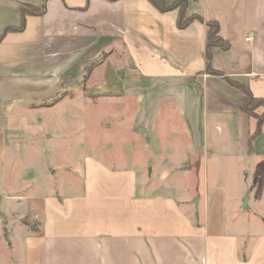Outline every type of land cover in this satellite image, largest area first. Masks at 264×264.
I'll list each match as a JSON object with an SVG mask.
<instances>
[{"label": "crops", "instance_id": "0c3cea01", "mask_svg": "<svg viewBox=\"0 0 264 264\" xmlns=\"http://www.w3.org/2000/svg\"><path fill=\"white\" fill-rule=\"evenodd\" d=\"M43 2V14L27 15L22 30L0 40V173L8 90L20 94L26 80L79 78L86 62L108 46V56L90 74L97 80L85 90L133 98L143 131L154 125L162 105H175L192 157L207 153L211 118L220 127L246 117L250 139L256 120L241 110L243 94L224 77L264 98V0H187L185 16L201 20L184 27L177 25L178 9L159 11L148 0H0V34L20 24L25 4ZM208 20L218 22L229 43L211 49V65L222 76L205 72ZM116 44L124 65L116 62ZM137 173L91 159L80 197L0 196V264H264V228L247 231L229 214L238 200L205 199L203 192L192 205L182 204L171 195L143 192ZM6 213L31 214L35 229L12 217L8 222Z\"/></svg>", "mask_w": 264, "mask_h": 264}, {"label": "rangeland", "instance_id": "374dc122", "mask_svg": "<svg viewBox=\"0 0 264 264\" xmlns=\"http://www.w3.org/2000/svg\"><path fill=\"white\" fill-rule=\"evenodd\" d=\"M114 48L116 62L126 64L120 47ZM109 49L102 53L108 56ZM100 57L91 60L99 63ZM95 79L83 81L82 75L66 74L54 81H23L20 94L8 90L1 197L22 196L28 201L56 193L62 199L80 197L86 167L93 159L115 171L135 170L138 186L146 188L143 192L171 195L182 204H191L203 192L205 199L211 194L218 200L223 195L236 199L239 207H230L229 214L239 217L247 231L264 228V129L250 147L246 117L236 125L223 121L220 127L211 118L204 138L207 153L195 158L189 154L175 105H162L154 125L143 131L135 100L91 95L85 85ZM263 111L264 106L255 108L264 118ZM193 208L200 211L199 205ZM17 214L3 216L8 222L12 217L19 224L31 223L35 229L31 214L21 213V218Z\"/></svg>", "mask_w": 264, "mask_h": 264}, {"label": "trees", "instance_id": "16d2710c", "mask_svg": "<svg viewBox=\"0 0 264 264\" xmlns=\"http://www.w3.org/2000/svg\"><path fill=\"white\" fill-rule=\"evenodd\" d=\"M155 8L159 11H168L172 9H178L179 16L177 19V25L179 27H184L188 22L195 18H199L197 15L185 16V7L187 4V0H174L167 2L166 0H148ZM45 11V2H43L40 6L25 4L21 9V22L17 27H6L2 33L0 34V40L3 35L10 30H22L24 27L25 17L27 15H41ZM201 20V19H200ZM207 34H206V44L204 50L205 56V72L207 74L222 76V73L216 69H214L211 65V49L213 47H220L221 49H226L229 46V43L220 37L219 35V26L218 22L215 20L205 21ZM101 57L98 59L99 63L96 61L90 60L86 62L82 79L86 81L94 67L101 64L107 57L102 52L100 53ZM98 64V65H97ZM227 82L233 87L237 88L242 94L240 108L241 110L249 117H252L256 120V128L251 134L248 144H251V140L254 139L257 135L261 133V126L264 124V118L259 116L255 112V108L258 106H264V98L255 96L251 93L248 86L242 82H239L235 79H231L229 77H224ZM191 80V79H190ZM192 81V80H191ZM263 104V105H260ZM264 115V111H263ZM251 147V145H250ZM25 222V221H24Z\"/></svg>", "mask_w": 264, "mask_h": 264}, {"label": "water", "instance_id": "95a60500", "mask_svg": "<svg viewBox=\"0 0 264 264\" xmlns=\"http://www.w3.org/2000/svg\"><path fill=\"white\" fill-rule=\"evenodd\" d=\"M243 202H244V207H246V208H247V197H244V200H243Z\"/></svg>", "mask_w": 264, "mask_h": 264}, {"label": "built area", "instance_id": "2783aa9c", "mask_svg": "<svg viewBox=\"0 0 264 264\" xmlns=\"http://www.w3.org/2000/svg\"><path fill=\"white\" fill-rule=\"evenodd\" d=\"M245 40H249V37L245 38Z\"/></svg>", "mask_w": 264, "mask_h": 264}]
</instances>
